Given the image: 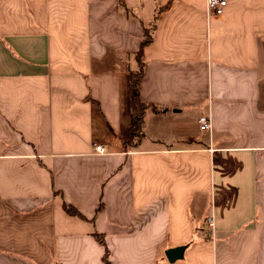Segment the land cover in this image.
<instances>
[{"label":"crops","instance_id":"1","mask_svg":"<svg viewBox=\"0 0 264 264\" xmlns=\"http://www.w3.org/2000/svg\"><path fill=\"white\" fill-rule=\"evenodd\" d=\"M206 7L0 0V264H264V0Z\"/></svg>","mask_w":264,"mask_h":264},{"label":"trees","instance_id":"2","mask_svg":"<svg viewBox=\"0 0 264 264\" xmlns=\"http://www.w3.org/2000/svg\"><path fill=\"white\" fill-rule=\"evenodd\" d=\"M152 35L150 33V30H146L145 37L142 41L141 48L139 52L137 53L138 58L140 60L141 52L142 50L152 41L151 40ZM144 70H142V63L140 62V66L137 70H133L130 72V100H131V127L130 130L132 131V140L134 142L140 141L142 136L144 135L142 126L143 121L145 118V111L147 109V105L140 99V79L143 75ZM102 206H99L98 210H101ZM67 212H69L72 215L80 216L82 217V214L74 209L71 206H66ZM98 241L104 246L105 253L103 256V262L104 264H109V255H110V249L107 248L105 239L103 234L95 233Z\"/></svg>","mask_w":264,"mask_h":264},{"label":"built area","instance_id":"3","mask_svg":"<svg viewBox=\"0 0 264 264\" xmlns=\"http://www.w3.org/2000/svg\"><path fill=\"white\" fill-rule=\"evenodd\" d=\"M228 0H207V11L208 13H214L217 15H220L227 5ZM199 127L202 131H209L212 129V121H211V115L208 113V115H201L198 119ZM95 150L99 154H103L105 152V149L102 145L96 144ZM207 222L209 227H213L214 225V219L212 217L207 218Z\"/></svg>","mask_w":264,"mask_h":264},{"label":"water","instance_id":"4","mask_svg":"<svg viewBox=\"0 0 264 264\" xmlns=\"http://www.w3.org/2000/svg\"><path fill=\"white\" fill-rule=\"evenodd\" d=\"M188 244H183L182 246L170 247L165 251V257L168 262H174L176 260H181L184 257V252L187 249Z\"/></svg>","mask_w":264,"mask_h":264}]
</instances>
